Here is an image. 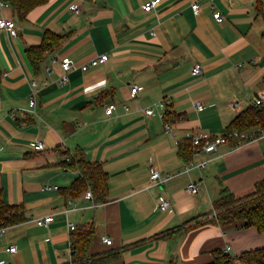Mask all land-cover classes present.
<instances>
[{"label":"crops","instance_id":"0c3cea01","mask_svg":"<svg viewBox=\"0 0 264 264\" xmlns=\"http://www.w3.org/2000/svg\"><path fill=\"white\" fill-rule=\"evenodd\" d=\"M148 1L48 0L20 19L0 0V17L17 30L0 32V190L24 219L1 227L0 264H72L71 234L88 226L96 233L90 256L114 254L107 264H208L216 250L239 257L264 248V233L221 226L214 208L226 193L247 197L264 180L263 128L247 131L240 146L222 144L189 162L179 155L183 139L225 135L238 115L264 104V0H160L145 12ZM48 31L64 39L36 72L27 49ZM103 54L106 63L81 69ZM64 57L75 68L60 85ZM33 81L39 94L31 109ZM162 100L178 119L167 122L159 108L146 115ZM80 153L107 172L105 203L86 197L91 188L67 191L82 173L65 158ZM153 170L172 178L153 185ZM192 182L201 185L196 194L187 190ZM162 199L166 211L157 209ZM46 216L54 218L48 226L34 221Z\"/></svg>","mask_w":264,"mask_h":264},{"label":"trees","instance_id":"16d2710c","mask_svg":"<svg viewBox=\"0 0 264 264\" xmlns=\"http://www.w3.org/2000/svg\"><path fill=\"white\" fill-rule=\"evenodd\" d=\"M5 2L20 19H26L30 11L46 4L48 0H5ZM63 39V36L48 31L40 45L27 49V55L36 72L41 70L46 53L58 48ZM178 118L179 116L173 112H166L167 122ZM258 126L264 128V104L249 108L230 123L226 132L229 143L238 146V139L233 136L234 132L243 134ZM195 153L194 138H185L179 142V155L184 161L189 162ZM64 163L68 167L81 170L82 173L67 190L71 195L81 194L91 188L97 203L106 202L108 175L101 164L87 161L81 153L78 160H72L70 163L64 161ZM214 208L218 212L216 223L219 225L256 228L258 232L264 233V180L260 181L256 185V191L247 197L236 199L234 195L226 193L215 203ZM23 220L22 207L6 204L0 190V228ZM95 240L94 226L80 227L72 232V264H107L115 258L114 254L106 257L90 256V249ZM212 255L213 261L208 264H235L232 256L224 250H216ZM238 260L244 264H264V248L243 253Z\"/></svg>","mask_w":264,"mask_h":264},{"label":"built area","instance_id":"2783aa9c","mask_svg":"<svg viewBox=\"0 0 264 264\" xmlns=\"http://www.w3.org/2000/svg\"><path fill=\"white\" fill-rule=\"evenodd\" d=\"M227 1H230V0H227ZM159 3H160V0L148 1L146 4L143 5V10L145 12H151L152 10H154V8H156L159 5ZM192 8H193L194 12L197 13L200 10V5L198 3H194L192 5ZM72 10L75 13H79L78 6H74L72 8ZM214 18L217 22L221 23L224 20V15L220 11H215L214 12ZM2 31H8V32H10V34L16 35L17 30H16L15 22L11 21V20H7L3 17H0V32H2ZM108 60H109V55L103 54L102 56L92 60L88 64L82 65L81 69L83 71H87L89 68L97 67L100 64L106 63ZM60 66L63 69L64 74L60 77L59 84L64 85L69 81L68 73H69V71H71L72 69L75 68V65L73 64L71 58L64 57L63 59L60 60ZM243 66H244V64L238 65L239 68L243 67ZM45 71L50 74L53 72V69L51 66H46ZM193 72L195 74H200L202 72L201 66L196 65L193 69ZM45 84H46V81H45ZM131 92H132V94L136 95L138 92V87L133 86L131 89ZM38 94H39V82L33 81L31 83V93H30V108L31 109L36 107ZM261 104H262V100H260V99L255 102V105H261ZM171 106H172V102L170 100H162V101L156 103L154 106L149 107L145 113L147 116H153L157 113L156 108H159L162 111L160 113V116H161V118H163L165 120L166 119V112H168L171 109ZM196 107L202 108L203 106L201 103H197ZM114 111H115V105H113V104L109 105L108 108L106 109V113L108 115H111ZM166 129L171 131L172 125H170L169 123L166 122ZM260 133L264 135V128L261 130ZM233 136L238 139V146H240L244 142V140L248 137L245 133L240 134L238 132H234ZM228 143H229V137L227 136V134L222 135V136H211L208 133H203L197 137H194V145L196 147V153L203 151L205 153L210 154V153L217 151L218 146H220L222 144H228ZM35 150L44 151L45 150L44 142L37 141L35 143ZM65 161L70 162V158L69 157L65 158ZM171 178H172L171 174L162 175L157 170H153L152 174H151V181H152L153 185H156V186H160V185L164 184L165 182H167ZM200 187H201V185L199 183L192 182L188 185L187 190L192 194H196L199 192ZM86 197L88 199H92L93 194H92L91 190L86 193ZM169 208H170V202L166 199H162L160 204L157 205V209L161 210V211H166ZM53 220H54L53 216H46L43 218H37L34 221L40 226H48V224H50ZM70 227H73V224H70ZM2 230H3V228H0V232ZM104 242L108 245L112 244V240L109 238H105ZM9 251L15 252L16 247L10 248ZM225 252L230 254L229 248ZM232 258L235 260L234 261L235 264H244L243 262L238 260V257H232Z\"/></svg>","mask_w":264,"mask_h":264}]
</instances>
